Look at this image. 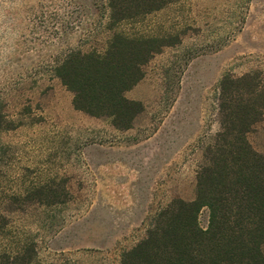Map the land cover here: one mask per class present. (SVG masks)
Returning a JSON list of instances; mask_svg holds the SVG:
<instances>
[{"label": "rangeland", "instance_id": "1", "mask_svg": "<svg viewBox=\"0 0 264 264\" xmlns=\"http://www.w3.org/2000/svg\"><path fill=\"white\" fill-rule=\"evenodd\" d=\"M104 24L100 0H0V199L30 198L0 209L43 264H120L171 200L194 198L222 77L264 86V0H181L123 26L175 44L126 92L140 111L117 130L75 110L55 76L68 51L105 46ZM247 138L264 154V113ZM46 194L56 202L39 203Z\"/></svg>", "mask_w": 264, "mask_h": 264}, {"label": "trees", "instance_id": "2", "mask_svg": "<svg viewBox=\"0 0 264 264\" xmlns=\"http://www.w3.org/2000/svg\"><path fill=\"white\" fill-rule=\"evenodd\" d=\"M100 1L105 46L68 51L55 76L72 93L75 110L109 118L115 129L128 130L140 105L126 92L142 80L152 57L175 42L153 32L126 33L123 26L181 0ZM216 100L219 130L196 173L194 198L171 200L147 236L121 253L120 264H264V154L247 138L264 113V86L256 73L226 74ZM45 189H34L33 194L43 197ZM46 195L38 202H56ZM28 198L5 196L0 208L4 200ZM203 209L208 211L206 227L199 224ZM13 212L0 209V264H43L35 243L12 226Z\"/></svg>", "mask_w": 264, "mask_h": 264}]
</instances>
